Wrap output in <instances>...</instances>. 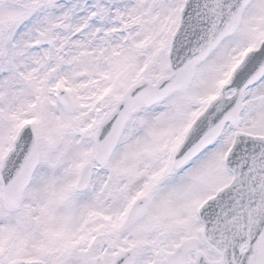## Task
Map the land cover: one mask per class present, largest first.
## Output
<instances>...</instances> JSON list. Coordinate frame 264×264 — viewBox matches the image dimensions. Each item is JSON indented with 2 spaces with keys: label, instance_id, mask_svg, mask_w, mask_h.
I'll use <instances>...</instances> for the list:
<instances>
[{
  "label": "snow or ice",
  "instance_id": "snow-or-ice-1",
  "mask_svg": "<svg viewBox=\"0 0 264 264\" xmlns=\"http://www.w3.org/2000/svg\"><path fill=\"white\" fill-rule=\"evenodd\" d=\"M0 264H264V0H0Z\"/></svg>",
  "mask_w": 264,
  "mask_h": 264
}]
</instances>
